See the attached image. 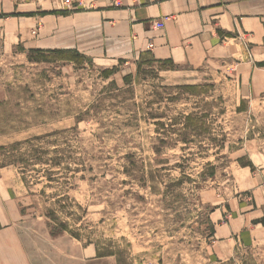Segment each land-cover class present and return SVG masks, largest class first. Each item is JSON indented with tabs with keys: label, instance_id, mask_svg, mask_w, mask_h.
Returning a JSON list of instances; mask_svg holds the SVG:
<instances>
[{
	"label": "rangeland",
	"instance_id": "1",
	"mask_svg": "<svg viewBox=\"0 0 264 264\" xmlns=\"http://www.w3.org/2000/svg\"><path fill=\"white\" fill-rule=\"evenodd\" d=\"M110 4L115 0H0L5 219L34 264H264V217L254 222L263 226L245 230L250 237L234 238L232 256L214 248L215 210L236 205V197L250 201L251 190L237 191L251 183L241 167L264 170V97L240 98L235 67L218 74L172 69L146 56L140 72L131 65L105 75L114 68L103 57L68 62L32 49L52 27L48 16ZM57 37L52 42L68 46L89 33ZM193 112L208 115L196 134L182 126ZM56 148L72 169L59 182H50V165L17 163L37 152L48 161ZM231 217L229 210L224 222Z\"/></svg>",
	"mask_w": 264,
	"mask_h": 264
},
{
	"label": "crops",
	"instance_id": "2",
	"mask_svg": "<svg viewBox=\"0 0 264 264\" xmlns=\"http://www.w3.org/2000/svg\"><path fill=\"white\" fill-rule=\"evenodd\" d=\"M123 2L120 7L110 4L65 16H48L52 27L32 49L76 50L94 59L103 57L116 70L135 65L132 70L138 71L139 62L146 56L216 74L235 67L233 82L238 85L240 98L264 97V0H166L142 5L131 0ZM167 16L170 20L165 27L156 29L155 22ZM34 24H39L37 18ZM62 32H88L89 39H74L68 46L52 42ZM249 155L257 166L255 154ZM257 158L261 164L260 155ZM241 169L250 175L251 183L250 187L237 186V191L245 195L251 190V198L244 202L236 197V205L231 203L213 213L219 238L214 244L217 254L232 256L234 238L240 234L245 238L249 226L262 225L254 222L264 217V170L252 174L250 167ZM0 196L7 193L0 189ZM229 210L232 217L224 222ZM0 211V264H34L18 229L5 219L1 204Z\"/></svg>",
	"mask_w": 264,
	"mask_h": 264
},
{
	"label": "trees",
	"instance_id": "3",
	"mask_svg": "<svg viewBox=\"0 0 264 264\" xmlns=\"http://www.w3.org/2000/svg\"><path fill=\"white\" fill-rule=\"evenodd\" d=\"M37 52H42V50H37ZM51 54L54 55H58L60 60L63 61H68V62H75L76 59L78 58H84L78 51L76 50H63V49H58V50H51L49 51ZM72 54V55H70ZM146 62H148V60L143 59L142 62H139L138 64V72L141 71L142 67L144 64H146ZM150 62V61H149ZM160 63L164 66V68H169L171 67L172 69L174 67H176L174 65V63H172L171 61H160ZM171 70V69H170ZM115 69L112 70H105L103 73H105V75H108L110 73H115ZM131 77H126L124 78L125 81L130 80ZM184 91H186L187 93L196 95L199 94L200 92L198 91V86H185L182 88ZM241 110V109H239ZM206 116L208 115H203V114H199V113H191L189 115H186L183 120L184 122L182 123V126L184 127V130L186 132H192L194 134H196V132H202L203 130H205V127H203L205 125V122L203 121ZM180 123V122H179ZM178 123H176L177 125ZM57 133V132H56ZM56 133H53L52 136L57 135ZM38 139V138H37ZM32 141L29 142H24V143H16L13 147L14 150H17L18 147H22L25 146L26 144H30ZM32 148V145L30 146ZM20 148L18 150H20ZM1 149V148H0ZM4 150V149H1ZM58 149H54V153L57 155L55 158L53 159H49L48 161H43L42 159H40L38 156V152L36 155H26L25 153L19 155V162H17L18 164H21L22 166L26 163H29L30 161L33 162L32 166H37V165H50L51 169L48 170V178L50 179V182H59V175L61 173L62 170L66 171L67 173H70L71 169V164L66 162L65 159H69L67 157H62L60 156V151H57ZM43 154H46L45 152H43ZM35 156V157H34ZM39 158V159H38ZM66 162V163H65ZM248 166H252L251 164H246ZM24 168V167H23ZM25 169V168H24ZM79 172V170H77ZM23 174V173H22ZM68 178L65 179V184H69L67 183ZM57 204V203H56ZM61 229H64L66 227H68L67 224H60L59 225Z\"/></svg>",
	"mask_w": 264,
	"mask_h": 264
},
{
	"label": "built area",
	"instance_id": "4",
	"mask_svg": "<svg viewBox=\"0 0 264 264\" xmlns=\"http://www.w3.org/2000/svg\"><path fill=\"white\" fill-rule=\"evenodd\" d=\"M134 4L142 5V4H159L166 0H131ZM123 0H115V5L120 7L123 6ZM170 20V17L162 18L155 22L154 27L156 29H163L165 24Z\"/></svg>",
	"mask_w": 264,
	"mask_h": 264
}]
</instances>
